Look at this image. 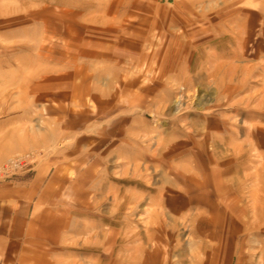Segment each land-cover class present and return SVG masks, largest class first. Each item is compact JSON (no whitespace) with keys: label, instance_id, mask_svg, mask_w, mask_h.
I'll return each mask as SVG.
<instances>
[{"label":"rangeland","instance_id":"obj_1","mask_svg":"<svg viewBox=\"0 0 264 264\" xmlns=\"http://www.w3.org/2000/svg\"><path fill=\"white\" fill-rule=\"evenodd\" d=\"M39 176L44 264H264V0H0V183Z\"/></svg>","mask_w":264,"mask_h":264},{"label":"crops","instance_id":"obj_2","mask_svg":"<svg viewBox=\"0 0 264 264\" xmlns=\"http://www.w3.org/2000/svg\"><path fill=\"white\" fill-rule=\"evenodd\" d=\"M54 188L58 187L44 184L40 176L34 183H0V254L6 252L4 247L21 252L16 258L0 255L5 264H44L43 243L55 240L60 227L52 205ZM44 205L48 207L43 211ZM6 241L11 244L6 246Z\"/></svg>","mask_w":264,"mask_h":264}]
</instances>
